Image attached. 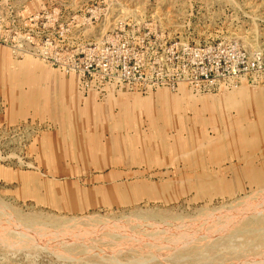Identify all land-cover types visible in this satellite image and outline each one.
I'll use <instances>...</instances> for the list:
<instances>
[{
    "label": "rangeland",
    "instance_id": "obj_1",
    "mask_svg": "<svg viewBox=\"0 0 264 264\" xmlns=\"http://www.w3.org/2000/svg\"><path fill=\"white\" fill-rule=\"evenodd\" d=\"M236 49H264V0H0V264H264Z\"/></svg>",
    "mask_w": 264,
    "mask_h": 264
},
{
    "label": "built area",
    "instance_id": "obj_2",
    "mask_svg": "<svg viewBox=\"0 0 264 264\" xmlns=\"http://www.w3.org/2000/svg\"><path fill=\"white\" fill-rule=\"evenodd\" d=\"M223 86L225 89L237 88L242 82L250 84L259 83L264 85V49L257 51L235 50L234 58L222 68ZM118 74V73H117ZM206 80L209 76L205 74ZM102 80H104L102 82ZM78 86L84 93H90L91 90L106 92V87L111 86L113 91H122L129 86V81L120 76L112 78L99 77L91 71L80 72Z\"/></svg>",
    "mask_w": 264,
    "mask_h": 264
},
{
    "label": "bare ground",
    "instance_id": "obj_3",
    "mask_svg": "<svg viewBox=\"0 0 264 264\" xmlns=\"http://www.w3.org/2000/svg\"><path fill=\"white\" fill-rule=\"evenodd\" d=\"M246 88V87H245ZM248 91L245 89H241V91H238L235 95L232 94V97H234V99H240V98H244L246 96H248ZM230 96V95H229ZM140 104V103H139ZM115 136V135H114ZM259 195V194H258Z\"/></svg>",
    "mask_w": 264,
    "mask_h": 264
}]
</instances>
